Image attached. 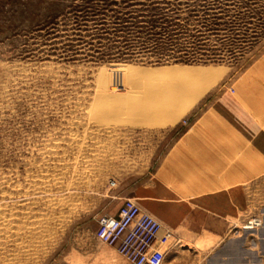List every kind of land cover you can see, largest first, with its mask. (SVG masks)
<instances>
[{
    "label": "rangeland",
    "instance_id": "obj_1",
    "mask_svg": "<svg viewBox=\"0 0 264 264\" xmlns=\"http://www.w3.org/2000/svg\"><path fill=\"white\" fill-rule=\"evenodd\" d=\"M127 197L163 264H264V0H0V264H130Z\"/></svg>",
    "mask_w": 264,
    "mask_h": 264
},
{
    "label": "built area",
    "instance_id": "obj_2",
    "mask_svg": "<svg viewBox=\"0 0 264 264\" xmlns=\"http://www.w3.org/2000/svg\"><path fill=\"white\" fill-rule=\"evenodd\" d=\"M161 232V222L143 210L135 198L127 197L115 214L98 218L94 234L126 255L130 264H163L166 250L161 245Z\"/></svg>",
    "mask_w": 264,
    "mask_h": 264
},
{
    "label": "crops",
    "instance_id": "obj_3",
    "mask_svg": "<svg viewBox=\"0 0 264 264\" xmlns=\"http://www.w3.org/2000/svg\"><path fill=\"white\" fill-rule=\"evenodd\" d=\"M212 244H215V242ZM254 244L255 242L251 243V246L248 247L245 245V241L234 237L227 239L221 238L217 244L213 245L211 248L201 249L203 251H200L202 247L198 246L191 249L187 248V264H197L199 254H202V259L205 260L207 264H257V249L252 247Z\"/></svg>",
    "mask_w": 264,
    "mask_h": 264
},
{
    "label": "bare ground",
    "instance_id": "obj_4",
    "mask_svg": "<svg viewBox=\"0 0 264 264\" xmlns=\"http://www.w3.org/2000/svg\"><path fill=\"white\" fill-rule=\"evenodd\" d=\"M4 205H5V203H4ZM4 210H5V209H4ZM4 210H3V212H4ZM0 213H1V210H0ZM2 214H4V213H2ZM5 214H6V213H5ZM5 214H4V215H5ZM1 217H2V216H1ZM1 217H0V219H1ZM4 217H5V216H4ZM5 221H8V220L6 219ZM3 222H4V221H3ZM257 222H258V221H257ZM0 223H1V222H0ZM5 223H6V222H5ZM8 223H9V222H8ZM14 223H15V222H14ZM2 225H3V223H2ZM5 226H6V224H5ZM3 227H4V226H2V229H3ZM236 227H237V228H238V227L248 228L247 225H245V224H243V223H242V224H237ZM251 227H252V226H251ZM2 229H1V230H2ZM1 230H0V231H1ZM37 238H38V237H37ZM26 250H27V249H26Z\"/></svg>",
    "mask_w": 264,
    "mask_h": 264
}]
</instances>
